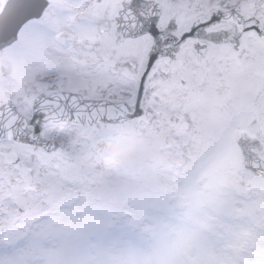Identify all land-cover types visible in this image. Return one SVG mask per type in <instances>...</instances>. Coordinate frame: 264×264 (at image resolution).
<instances>
[{
  "label": "snow or ice",
  "instance_id": "1",
  "mask_svg": "<svg viewBox=\"0 0 264 264\" xmlns=\"http://www.w3.org/2000/svg\"><path fill=\"white\" fill-rule=\"evenodd\" d=\"M205 181L213 264H264V0H0V264H87Z\"/></svg>",
  "mask_w": 264,
  "mask_h": 264
},
{
  "label": "rangeland",
  "instance_id": "2",
  "mask_svg": "<svg viewBox=\"0 0 264 264\" xmlns=\"http://www.w3.org/2000/svg\"><path fill=\"white\" fill-rule=\"evenodd\" d=\"M125 156L119 142L105 141L95 145L93 159L85 164H91L102 176ZM233 162L231 154L225 155L215 176L228 177ZM213 211L211 186L207 181L201 182L193 194L178 201L150 229L135 239L106 245L102 251L88 256L87 264H188L193 257L213 264L224 248L231 246L225 242L216 247L211 241L206 229Z\"/></svg>",
  "mask_w": 264,
  "mask_h": 264
}]
</instances>
